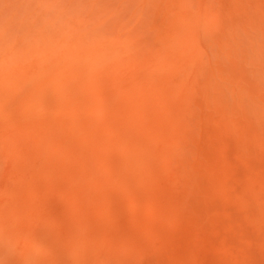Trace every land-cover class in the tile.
<instances>
[{
  "label": "bare ground",
  "instance_id": "6f19581e",
  "mask_svg": "<svg viewBox=\"0 0 264 264\" xmlns=\"http://www.w3.org/2000/svg\"><path fill=\"white\" fill-rule=\"evenodd\" d=\"M226 135L264 154V0H0L3 264L172 261L210 190L263 221Z\"/></svg>",
  "mask_w": 264,
  "mask_h": 264
},
{
  "label": "rangeland",
  "instance_id": "374dc122",
  "mask_svg": "<svg viewBox=\"0 0 264 264\" xmlns=\"http://www.w3.org/2000/svg\"><path fill=\"white\" fill-rule=\"evenodd\" d=\"M212 128H213V130H212ZM214 128H215V126L210 127V129L212 130V131L210 130V133H212V134L214 133L216 135V129H214ZM231 137L232 136H228V135H226V137H225V140L227 141V144L229 145V147L231 148L233 146V148L230 149V148H228V145H227V147L225 149V155L227 158V165H229L232 169H234L235 173H237L236 178L240 177V175H241V177L238 178L239 180L238 179L236 180L234 178V180H232V181L233 182L235 181V183L237 181L238 184L240 181L241 184H239V185L244 186L242 181L245 180L244 179L245 176H250L251 178L255 179L256 182L261 187V190H260V192L262 193L261 194V196H262L261 201L264 202V186L262 184L264 182V154L262 155L261 151H260V153L254 152V150L252 148H250L249 149L250 153L247 156L248 157V163L245 165V163L243 162L242 156L240 157V154L237 151L235 153V150H234L235 145H232V143L235 141H234L233 137L232 138ZM216 141H217V139L211 137V135L207 136L204 140V142L207 144V145L206 144L205 145L207 147L209 146L208 149L210 150L209 153L211 155V156H208V158L211 157V159H209V161H211V162L208 161L207 163L214 162L215 156H220L219 151H218L219 150V147H218L219 144L216 143ZM214 143H216V144H214ZM262 150L264 151V148ZM216 151H217V153H216ZM211 153L213 154L214 157L212 156ZM237 153H238V155H237ZM235 155H237L238 159ZM240 159H241V161H240ZM5 168H6V164L3 163L1 166V174L5 172L4 171ZM206 173L209 175V177L211 176V173H209L208 171ZM260 176H262V177H260ZM206 177H208V176L206 175ZM238 184L236 183V185H237L236 187H238L240 189V186H238ZM247 190H248V193H246V194H248L247 195L248 200L250 199V203L248 205H242V204L238 203L233 198L225 196V194H223L219 190H210L211 192L210 191L209 192L211 194V197H213V199L208 201L209 204L208 203L205 204L206 203L205 202L204 205H206L207 207L205 208L203 205L204 209L202 208L203 210L206 209V211L209 210L208 215L212 214L211 216H209L210 219L204 218L202 216L203 220H208L205 223H208V222L213 223V224H211V223L205 224L203 231L205 230L204 232L206 233V235L204 236L205 233L201 232L203 234V236H202V234L197 232V230H198L197 228H196L197 229L196 231L194 230L195 228L192 229V227H190L191 229L189 227L181 228L182 230H180L179 234L178 235L176 234L178 236V238H176L177 240H176L175 244H177L178 250H176L177 247H175V248H172L173 249L172 251L168 250L169 253L171 252L170 254H167L168 253L167 251L164 252V256L173 254L172 256L174 257V259L171 261L166 257V259H168L169 261L164 260V262L163 261L162 262L164 264H173V261L175 259H177L179 256L180 260L185 262V264H192L194 260L192 261L188 258V256H187L188 252L187 251H190L192 249L194 250V248L199 247V248H201V250L204 248V251H206L205 254L202 253L203 251L201 252V255L204 254L203 255L204 257L200 256L201 257L200 259L197 257L194 258L198 261L203 260L200 264H264V220L263 221L259 220V218H258V214L260 213L259 205L256 204L254 194L251 192V190L250 189H247ZM215 199H216V201H215ZM212 201H213V203H212ZM223 204H224V206H223ZM245 207H246V209L248 207V209L245 210ZM204 213L206 214V212H204ZM249 213H251V214H249ZM248 218H249V220H248ZM198 220L201 221L200 219H198ZM195 221L196 220L194 218V223L199 224V222H197V221L195 222ZM191 222H193V221H191ZM203 222H200V223L204 224ZM198 224L195 227H198L200 225V224L199 225ZM230 224L232 225V227ZM186 226H188V225H186ZM200 226L198 228H200ZM206 226L209 228H206ZM233 226H235V227H233ZM233 228H235V229L233 230ZM175 232H177V230H175ZM204 239H205V241H204ZM223 240L225 241V243ZM222 242L224 243L225 246H223ZM170 250H171V248H170ZM179 250L181 253L178 252ZM193 250L190 252V254H193ZM201 250H198V251H201ZM174 251H176V252H174ZM198 251H197V253H199ZM230 251H233V253H235L234 257L230 256L231 255L229 253ZM236 251L239 252L237 254V255H239L238 258H237V256L235 257ZM194 255L197 256L196 253ZM172 256H168V257L170 258ZM183 257H185V258L183 259ZM235 258H237V260H235ZM188 259L190 262L192 261V263H188ZM179 262L180 261L178 260V263ZM176 263H174V264H176Z\"/></svg>",
  "mask_w": 264,
  "mask_h": 264
},
{
  "label": "clouds",
  "instance_id": "9594fccd",
  "mask_svg": "<svg viewBox=\"0 0 264 264\" xmlns=\"http://www.w3.org/2000/svg\"><path fill=\"white\" fill-rule=\"evenodd\" d=\"M0 264H3V262H0Z\"/></svg>",
  "mask_w": 264,
  "mask_h": 264
}]
</instances>
